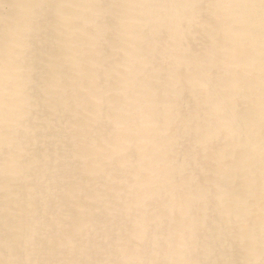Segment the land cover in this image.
Masks as SVG:
<instances>
[{
	"label": "bare ground",
	"instance_id": "1",
	"mask_svg": "<svg viewBox=\"0 0 264 264\" xmlns=\"http://www.w3.org/2000/svg\"><path fill=\"white\" fill-rule=\"evenodd\" d=\"M0 264H264V0H0Z\"/></svg>",
	"mask_w": 264,
	"mask_h": 264
}]
</instances>
